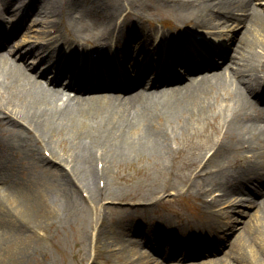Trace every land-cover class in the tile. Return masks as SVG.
I'll return each mask as SVG.
<instances>
[{"label":"bare ground","instance_id":"obj_1","mask_svg":"<svg viewBox=\"0 0 264 264\" xmlns=\"http://www.w3.org/2000/svg\"><path fill=\"white\" fill-rule=\"evenodd\" d=\"M15 1L0 0V24L8 20L6 15L11 11L12 4ZM188 1L192 5L193 2L199 4L197 6L193 5L194 9L179 10L177 15L181 19L187 17L188 22L192 21L196 27L200 26L201 28H216L221 23L228 26L234 22L239 30L233 35V43L229 48L226 59H224V65L214 79L206 81L196 90L175 94L173 98L164 102L147 98L145 101L153 102L152 106L142 103L140 110L133 109L129 104L117 102L111 95L107 94L91 96L87 99L83 98L87 103L86 108L80 104H69L75 118L64 119V117H59L56 109L64 110L66 100L58 104L57 99H61L60 96L48 93L38 81L37 83L32 81L30 75L25 72L24 66L17 61H12L5 54L12 55L16 50L20 51L22 49L24 44L15 42L5 48L6 52L0 51V147L3 150H10L15 148L17 144L15 141L27 142L31 137H34L41 146L49 149L51 154L53 145L50 146V143H61L58 140L59 135H61L68 140L70 145L72 144L71 153L75 152L74 155H70L71 153L63 155L61 160H57L59 161L58 164L63 166L61 168L65 171L64 174L68 175L75 171L76 177H79L82 182L81 189L87 192V197H91V193H96L99 197L104 191H111V193L118 195L117 190L107 185L106 181L102 189L96 184L97 176L104 179L106 174L107 179L110 178L109 170L118 161L115 160L117 157L115 153H118L119 158H128L136 154L141 148L145 153H151L158 159L165 158L167 145L163 132L152 129L148 123L141 120L140 116L142 114L155 115V111H163L164 114L167 113L171 117L173 114L180 113L179 116L181 117L175 127L178 126L184 130L189 125L190 120L195 121L200 115H202L204 125L209 126L208 114L213 111L218 114L217 118H221L219 119L220 123L213 128L212 134L206 130L205 126L195 132L194 124H192L193 133L198 138H205L203 140L204 144L212 147L214 153L210 159L198 160L196 163L193 160L190 166L194 170H190L189 178H195L196 182V179L207 165H211L210 167L213 170L221 168L220 171L208 173L201 179L223 191L221 198L218 199L220 202L223 201L227 204L223 211L242 202L243 198L239 199L238 196L249 190L250 185L254 182L262 185L263 191L260 192V202H257L253 207L255 211L248 215L249 219L242 229L236 230V234L232 235L235 240L227 244L223 256L213 258V260H208L203 264H224L223 262L227 256L232 260L231 264H245L246 247H251V250H253L249 258V261L253 260L251 264H264V147L261 145L257 147L252 144L264 143V137L260 136L262 133L259 132L261 129L259 125L243 135L233 134L241 123H244V121L240 122L243 115L239 105L240 95L233 94L231 104H226L224 101L220 102L222 100L220 96L224 93L219 96L223 90L226 93L229 91V87H226L230 77L228 75L229 70H232L231 72L234 75L242 77L238 84H242L253 93H260L262 86H264V78L260 79L257 65L255 67L253 63L256 54L259 55L261 51L264 53V15L259 12L260 10L255 4L257 0ZM19 3L21 8L23 4L22 2ZM66 3V0H37L38 6H41L38 15L43 18L41 24H46L45 20L48 19L47 25L53 29L56 28L62 42L56 44L54 38H50L48 31H38V37L35 38L37 40L33 42V51L40 50L45 54H53V52L58 51L60 44L71 48L76 45V41L95 43V41L103 39L108 34V30L104 31L105 28H102L101 25L93 27L73 19L72 15L66 13L62 8ZM112 4L102 2L99 6L112 8L110 16L114 17L119 12L116 9V4ZM32 13L33 10L28 11L26 17ZM128 20L129 15L126 13L123 23ZM193 20H196L197 23ZM60 22H62V27L59 26ZM110 22L108 29L119 24L114 19ZM64 30H66V33L63 35ZM239 32L241 35L237 37ZM10 41L11 39L8 40V42ZM5 45L2 44L0 49L4 48ZM234 45H236V48H234ZM25 58L26 56H22L21 60H25ZM249 59L252 60L251 63H249ZM67 62L71 61L68 59ZM79 71L80 73L83 72V70ZM197 81L188 84L185 88H191L198 84L199 81L198 83ZM236 88H239L238 85ZM57 92L66 93V90L61 89ZM51 102H55V104L52 105ZM250 102L247 100L248 104ZM217 105L220 107H217ZM253 105L257 106V103L253 102ZM232 109L235 116L229 113ZM260 109L264 112L263 108ZM260 139L262 140L259 141ZM243 144H246V146L244 147ZM236 151L243 154L237 160L239 162L245 161L246 166L244 168L237 167L238 162L234 159L233 154ZM245 153L253 154V159H248ZM31 154L34 158L40 160L37 152ZM71 156L74 160L69 159ZM97 160L101 162L100 169L95 164ZM222 161L227 162L223 165ZM202 164L204 166H201ZM9 165V159L0 150V218H5L6 221L4 233L0 240V255H3V257L8 255L10 257L18 256L26 252L30 245V236L27 234L28 227L23 231L22 226L29 225L28 220L31 219V215H38L39 217H41V214L45 215L42 212L45 203L37 196L40 189H25L23 187L26 185L25 183L22 185L15 181L14 174L9 171ZM231 169L232 171L229 174ZM10 181L14 185L12 188L7 186ZM42 183H44L43 188L50 184L49 178L43 179ZM197 188L201 189L198 186ZM7 190L10 194L3 198L2 192ZM227 197L234 198L231 200L232 202H228ZM4 202L9 205L4 204ZM11 207L14 208V211ZM15 211L18 212L15 215L16 220L13 216ZM230 217L226 218L224 222L227 227H233ZM109 233L114 234V228L111 227ZM118 239L119 243L124 241L122 236ZM135 247V255H138L137 253L142 248L136 245ZM143 252L145 253L135 256L134 259L137 262L135 264H142V260L152 256V253L148 250H143ZM122 254L129 256V258L134 255L131 254L130 247L118 252L117 256Z\"/></svg>","mask_w":264,"mask_h":264},{"label":"rangeland","instance_id":"obj_2","mask_svg":"<svg viewBox=\"0 0 264 264\" xmlns=\"http://www.w3.org/2000/svg\"><path fill=\"white\" fill-rule=\"evenodd\" d=\"M30 1L27 0L29 3ZM66 1L69 4H66L65 8L74 12L78 20L83 13H87L95 19L109 15L112 8L99 6L100 3L107 2L108 4L115 3L119 13L122 10H131L137 13L134 18L140 14L154 21V26L157 27H161L162 24L176 28H184L190 25L188 22L178 23L177 10L182 11L187 4L185 2L184 5H181L179 2L181 0H164L161 2L159 0ZM255 3L264 15V10H262L264 9V0H257ZM33 16L37 18L38 13ZM19 17L14 19L13 22L15 23L11 29L23 26L26 27L24 32L28 33L30 28V32L33 27L35 30L38 28L34 25V21L18 19ZM186 19V17L180 18L181 21ZM145 25L148 28L149 23L146 22ZM151 26L153 25L151 24ZM237 31L239 30L235 28L232 33ZM240 35L239 32L237 37ZM261 54L262 51L254 57L255 66L261 62L263 56ZM251 61L249 59V63ZM229 83L233 86L232 81ZM56 110H58L57 114L60 118H75L69 106L61 112L60 109ZM179 114H173L170 117L169 114L165 115L163 111H155V115L146 113L140 116V119L148 123L152 129L163 132L167 145L165 158L158 159L151 153H145L141 148L136 154L128 158H119L118 153H115L117 155L115 160L118 161L111 166L112 171L109 170L110 178L107 179L106 174L104 179L97 176L96 184L102 189L106 181L107 185L117 190L118 195L111 193V191H104L99 197L96 193H91V197H87V192L81 189L82 182L79 177H76V172L64 174L65 171L57 160H61L63 155L70 154L73 146L61 135L58 137L61 143H50V146L53 145L51 154L49 149L45 151V147L41 146L33 137L27 142L19 141L14 149H2L5 156L10 158L9 161H12L9 165V171L14 174L15 181L22 185L25 183L26 185L23 186L25 189H40L37 196L45 203L42 209L45 215L41 214V217L31 215V219L28 220L29 225L21 223L23 231L28 227L29 248L18 256L3 257L0 255V264H121V262H125L127 257L123 254L117 256L118 252H114L117 245H107L105 242L110 227H114V235L121 234L126 239H132L134 228L143 225L144 230L152 233L156 226H162L159 222L163 218L167 221L169 218L172 225L167 228L175 231L184 230L183 224L188 220V216H194L193 208L201 201L198 196L194 195V191L197 186L203 184L204 188L208 184L201 178L196 179V182L195 178H189L190 170L193 171L194 169L191 168L190 164L193 160L196 163L203 159L210 149L202 139L200 140L193 133L192 124H194L195 132L204 126L202 115L195 121L190 120L184 131L178 126L175 127L181 117ZM215 117L214 112L208 114L209 121H213L212 124L217 122ZM36 152L40 156V160L31 154ZM74 154L75 152L70 155ZM69 159L74 160L73 156ZM100 163L95 162L99 169ZM45 178H49L50 184L43 188L42 180ZM9 183V185L7 184L8 187H14L11 181ZM4 204L7 205L6 202ZM249 211L253 213L255 209H243L239 205L232 209L231 217L234 224L240 222L241 226V222L245 220L246 215L250 213ZM17 213L15 211L13 215L15 220ZM208 223L212 228H215L211 217ZM5 224V218L1 217L0 240L4 233ZM148 224L150 225L148 226ZM135 245L137 246V244ZM135 245L131 249L132 253L136 251ZM258 247L261 248L260 245ZM245 251L244 258L246 261L244 262L251 264L253 260L249 261V258L253 250L251 247H246ZM222 256L223 253L219 255V257ZM231 261L227 256L223 263L231 264Z\"/></svg>","mask_w":264,"mask_h":264}]
</instances>
